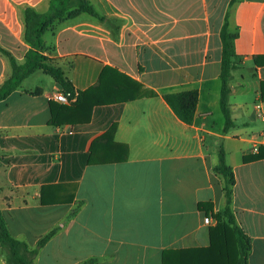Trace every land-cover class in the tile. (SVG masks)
I'll return each mask as SVG.
<instances>
[{"label": "crops", "instance_id": "0c3cea01", "mask_svg": "<svg viewBox=\"0 0 264 264\" xmlns=\"http://www.w3.org/2000/svg\"><path fill=\"white\" fill-rule=\"evenodd\" d=\"M50 1L0 0V44L21 63L26 11L44 14ZM88 1L102 19L54 24L44 55L76 101L91 92L110 102L87 122L56 124L76 101H54L63 88L43 70L0 101V212L12 237L36 249L54 232L34 264H234V232L209 252L216 226L204 222L229 206L250 241L247 264H264V158L244 160L264 153V0ZM226 23L238 33L229 124ZM9 75L0 57V85ZM187 91L198 92L192 124L164 98ZM221 153L236 180L229 204ZM0 264H11L1 246Z\"/></svg>", "mask_w": 264, "mask_h": 264}, {"label": "trees", "instance_id": "16d2710c", "mask_svg": "<svg viewBox=\"0 0 264 264\" xmlns=\"http://www.w3.org/2000/svg\"><path fill=\"white\" fill-rule=\"evenodd\" d=\"M236 0H233L235 2ZM83 13L89 14L93 17L102 19L95 8L88 0H51L49 10L40 14L32 9L26 11V34L25 40L31 46V49L26 53L24 62L16 60L15 57L0 44V54L10 59L13 65L12 75L5 80L0 86V101L5 100L13 91L17 90L22 82L34 74L38 70H43L46 73L52 75L56 82L63 88V92L75 94V91L70 82L65 78L62 69L57 68L50 64V59L44 55V34L56 23L75 18ZM238 37V33H233L228 29V23H226L222 31L223 42V56H222V94H221V107L229 121V95L231 92L230 80L232 72L238 68V56L235 51L234 41ZM262 95L264 98V83H262ZM165 100L175 111L177 116L186 124H192L194 121L198 92L187 91L178 94L165 95ZM110 102V99L99 98L91 92H82L79 94L76 103L73 108H63L66 111H70L69 114L64 116L63 122L56 124L75 122L78 118L81 121H89L91 112L94 106L101 105ZM114 130H112L113 132ZM111 134V133H110ZM261 150V149H260ZM264 158V153H258L256 155L246 157V162L257 161ZM216 171L223 175L226 182V196L228 198V204L231 201L232 188L236 183L234 173L230 167L225 163L224 155L221 153L220 164L216 168ZM1 190V188H0ZM44 203V201H43ZM204 204H200L203 207ZM210 209H212V206ZM224 215L229 219L230 225L233 228V232L236 236V241L239 244L240 258L238 264H247V257L250 252L249 238L236 224L235 217L230 207L228 206L224 212ZM54 232H51L44 238H42L36 249H31L26 243L16 240L8 231L6 222L2 213L0 212V246L3 247L9 256V262L11 264H34V260L38 255L39 250L47 243L53 236ZM222 231L219 228H213L211 230V242L212 247L208 249L209 252H222V245H219V239L221 238ZM194 252V251H192ZM200 252V251H199ZM220 259L219 257H217ZM215 258V259H217ZM211 259H214L211 257ZM214 259V260H215ZM167 259L164 257V264ZM210 262H215L210 260ZM209 263V262H208ZM210 264V263H209Z\"/></svg>", "mask_w": 264, "mask_h": 264}, {"label": "rangeland", "instance_id": "374dc122", "mask_svg": "<svg viewBox=\"0 0 264 264\" xmlns=\"http://www.w3.org/2000/svg\"><path fill=\"white\" fill-rule=\"evenodd\" d=\"M9 51V50H8ZM11 53V52H10ZM12 54V53H11ZM13 55V54H12ZM14 56V55H13ZM0 57L6 61V63L9 65V71H10V75L8 76V78L12 75L13 72V65L10 62V59H8L7 57L3 56L2 54H0ZM15 57V56H14ZM16 60H18L15 57ZM33 81H31L28 86L33 85L35 78H32ZM23 83V82H22ZM1 86V85H0ZM225 212V211H224ZM224 212L220 215H217L215 218L212 219V224L215 225L216 227L214 228H219V230L222 231V233L224 234L223 236H229L230 231H233L232 226L230 225L229 219L224 215ZM232 235V234H230ZM220 241V239H219ZM235 241H236V236H235ZM230 243V242H229ZM219 245H222L221 243ZM235 247H236V255L240 258V253H239V244L235 243ZM224 251V247L222 245V252ZM228 256H227V260H225L227 262V264H231L229 263V261L231 262V259H229L228 261ZM234 264H238L236 261V257H235V263Z\"/></svg>", "mask_w": 264, "mask_h": 264}, {"label": "built area", "instance_id": "2783aa9c", "mask_svg": "<svg viewBox=\"0 0 264 264\" xmlns=\"http://www.w3.org/2000/svg\"><path fill=\"white\" fill-rule=\"evenodd\" d=\"M77 94L65 93L63 91H56L53 95V100L61 103L63 105H70L76 101ZM260 109V106H257V110ZM204 222L209 225L212 224V217L208 215L205 217Z\"/></svg>", "mask_w": 264, "mask_h": 264}]
</instances>
